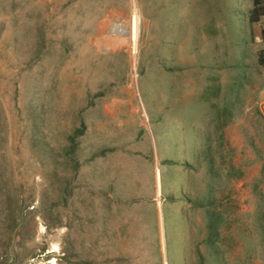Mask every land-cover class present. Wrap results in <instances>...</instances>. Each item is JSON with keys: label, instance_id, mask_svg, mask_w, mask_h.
Instances as JSON below:
<instances>
[{"label": "rangeland", "instance_id": "rangeland-1", "mask_svg": "<svg viewBox=\"0 0 264 264\" xmlns=\"http://www.w3.org/2000/svg\"><path fill=\"white\" fill-rule=\"evenodd\" d=\"M253 7L0 0V264H264Z\"/></svg>", "mask_w": 264, "mask_h": 264}, {"label": "trees", "instance_id": "trees-1", "mask_svg": "<svg viewBox=\"0 0 264 264\" xmlns=\"http://www.w3.org/2000/svg\"><path fill=\"white\" fill-rule=\"evenodd\" d=\"M249 1V0H247ZM253 1L254 7L253 9H248L249 12L245 14V24L249 28V32L251 35V31L253 35L255 34V27L261 22V19L264 17V0H251ZM259 35L258 37L260 39H264V29L259 30ZM259 65L261 67H264V53L261 52L260 57H259ZM6 184L4 181H1L0 179V199L2 197H6V191H4V186Z\"/></svg>", "mask_w": 264, "mask_h": 264}, {"label": "crops", "instance_id": "crops-1", "mask_svg": "<svg viewBox=\"0 0 264 264\" xmlns=\"http://www.w3.org/2000/svg\"><path fill=\"white\" fill-rule=\"evenodd\" d=\"M261 23V22H260ZM259 23V24H260ZM264 29V28H263ZM263 29H261V30H263ZM103 158L101 157L100 158V161L102 160ZM152 163H153V168H154V172H155V176H154V179H153V184H154V193H155V195H154V198H153V200L150 202V204H153L154 202H156V196H157V194H158V196H161V183H160V177L158 176L157 177V171H159L160 172V169L158 168V165H160V161L159 160H157L155 157H153V159H152ZM97 164H95V166H96ZM161 174V172L159 173V175ZM158 185H160V186H158ZM140 202H142L141 200H140ZM160 204V203H159ZM162 207H163V203L159 206L158 204H156V210H157V214L159 213V215H160V218L162 217V213H163V210H162ZM161 250V249H160ZM164 264H166V263H164Z\"/></svg>", "mask_w": 264, "mask_h": 264}, {"label": "built area", "instance_id": "built-area-1", "mask_svg": "<svg viewBox=\"0 0 264 264\" xmlns=\"http://www.w3.org/2000/svg\"><path fill=\"white\" fill-rule=\"evenodd\" d=\"M133 18H134V16H133ZM132 22H133V19H132ZM116 27H119V26H116ZM116 27H115V29H116ZM131 27H132V23H131ZM115 32V31H114ZM129 36H131V33L130 34H128ZM133 49H134V47H133ZM134 52L135 53H138V49H134Z\"/></svg>", "mask_w": 264, "mask_h": 264}, {"label": "clouds", "instance_id": "clouds-1", "mask_svg": "<svg viewBox=\"0 0 264 264\" xmlns=\"http://www.w3.org/2000/svg\"><path fill=\"white\" fill-rule=\"evenodd\" d=\"M157 195H158V194H157ZM156 197H157V196H156ZM162 201H163V200H162L161 198H159V200H158V198L156 199V202H157L158 205H159V203H160V205H161V204H162ZM160 205H159V206H160Z\"/></svg>", "mask_w": 264, "mask_h": 264}, {"label": "bare ground", "instance_id": "bare-ground-1", "mask_svg": "<svg viewBox=\"0 0 264 264\" xmlns=\"http://www.w3.org/2000/svg\"><path fill=\"white\" fill-rule=\"evenodd\" d=\"M57 252V250L54 251V253ZM53 253V252H52Z\"/></svg>", "mask_w": 264, "mask_h": 264}]
</instances>
